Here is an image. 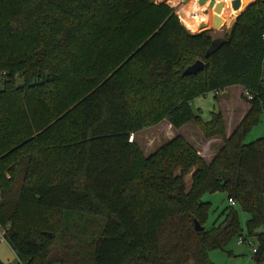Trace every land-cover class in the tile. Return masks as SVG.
<instances>
[{
	"label": "trees",
	"instance_id": "16d2710c",
	"mask_svg": "<svg viewBox=\"0 0 264 264\" xmlns=\"http://www.w3.org/2000/svg\"><path fill=\"white\" fill-rule=\"evenodd\" d=\"M263 36L264 0L209 57L210 29L151 0H0V225L16 264H212L241 237L264 264V137L244 144L264 112ZM231 87L252 99L227 137L190 103ZM164 120L221 146L206 163L178 135L144 157L129 137ZM216 192L243 229L235 208L203 227Z\"/></svg>",
	"mask_w": 264,
	"mask_h": 264
},
{
	"label": "rangeland",
	"instance_id": "374dc122",
	"mask_svg": "<svg viewBox=\"0 0 264 264\" xmlns=\"http://www.w3.org/2000/svg\"><path fill=\"white\" fill-rule=\"evenodd\" d=\"M191 1L192 0H178L177 4L174 6L168 4L165 0H151L154 5L166 6L168 9L173 11L175 16L177 15L178 17L180 7L185 6ZM218 2L219 0H200L198 4L200 6H206V10L203 11L201 15L205 16L213 13V8ZM179 23L181 24L183 29L190 34H196L203 30L210 29L212 31V39L222 37L223 33L228 32L227 27L229 26L224 25V27L220 30H215L211 27L212 20H210L207 23L200 24L197 29H188L180 20ZM220 26L223 25L221 24ZM237 88L240 87H231L229 96L226 97H223L219 93H208L204 96L197 97L190 103L191 110L194 114H198L203 122L210 121L213 113H221V117L225 124V135L228 137L247 114V103L243 94L244 91L241 88L242 92L240 96L239 89ZM242 103H244L245 105L243 106ZM163 125L161 124L157 128L143 131L134 138V143L137 144V146L139 145L138 147L140 149V152L144 157H148L156 149L178 135L186 140L206 163H209L211 161V159L221 146V142L219 139L217 140L215 138L205 140V138L202 137V135L192 122L185 124L178 131L170 129V131L168 130L166 132H160V129H162ZM263 137L264 112L261 113L258 123L245 135L244 144H249ZM184 181L186 184V188H189L190 177L187 176ZM201 201L202 203H205L207 205V215L203 226L206 230H209L213 226L221 223V213L226 208L236 209L241 229H243V224L247 220V215L241 213L237 206L230 207L224 193H206L202 196ZM251 244L252 245L248 248L247 244L238 245L234 240L230 242L229 245L226 246L223 250L210 251L208 253V258L212 264H254L251 258V249L254 247L253 241H251ZM0 261L3 264L17 263L15 254L7 244L0 245Z\"/></svg>",
	"mask_w": 264,
	"mask_h": 264
},
{
	"label": "bare ground",
	"instance_id": "6f19581e",
	"mask_svg": "<svg viewBox=\"0 0 264 264\" xmlns=\"http://www.w3.org/2000/svg\"><path fill=\"white\" fill-rule=\"evenodd\" d=\"M170 5H176L178 0H165ZM224 5L222 8V12L217 15L218 21L217 24L220 26L221 24L230 25L235 17L243 10V7H240L238 11H233L230 8L229 1L231 0H223ZM206 10V6L200 7L198 6V0H192L185 6L180 7L179 9V18L180 21L185 25L188 29H197L200 24L207 23L212 20L213 13L208 15H201L203 11ZM212 25V24H211Z\"/></svg>",
	"mask_w": 264,
	"mask_h": 264
},
{
	"label": "water",
	"instance_id": "95a60500",
	"mask_svg": "<svg viewBox=\"0 0 264 264\" xmlns=\"http://www.w3.org/2000/svg\"><path fill=\"white\" fill-rule=\"evenodd\" d=\"M261 1H263V0H231V1H229V5L233 11H238V9L240 7H243V10L238 14V16H239L241 13L246 11L250 6L254 5L255 3L261 2ZM223 5H224V1L219 0V2L213 8V14L214 15L212 16L211 27L215 30H220L221 28L224 27V26H219L217 24V21H218L217 15H219L222 12ZM238 16L227 27L228 32L231 31V29H232L236 19L238 18ZM201 28H203V27H201ZM224 42H225L224 39L220 38V37L213 39L210 43L209 48L207 49V51L205 53V57H209L210 55L214 54L217 50H219V48L224 44ZM203 68H204V64L201 61H196L193 65L187 67L183 71L182 75L183 76L195 75L196 73L202 71ZM193 224H194V230L196 232H202L204 230V228L200 227V225L195 220H193Z\"/></svg>",
	"mask_w": 264,
	"mask_h": 264
},
{
	"label": "built area",
	"instance_id": "2783aa9c",
	"mask_svg": "<svg viewBox=\"0 0 264 264\" xmlns=\"http://www.w3.org/2000/svg\"><path fill=\"white\" fill-rule=\"evenodd\" d=\"M178 15H179V13H178ZM179 20H180V18H179ZM262 40L264 41V36L262 37ZM243 94H244L246 101H250L252 99V95L250 93L244 92ZM129 142H132V136L129 137ZM228 204L230 207L236 206V204L232 200H228ZM6 231H7V228H3L0 225V245L7 244V241L5 238ZM236 242L238 245L247 244L248 248L251 246V243L249 241L244 240V237L239 238ZM251 252L252 253L254 252L253 248L251 249Z\"/></svg>",
	"mask_w": 264,
	"mask_h": 264
},
{
	"label": "crops",
	"instance_id": "0c3cea01",
	"mask_svg": "<svg viewBox=\"0 0 264 264\" xmlns=\"http://www.w3.org/2000/svg\"><path fill=\"white\" fill-rule=\"evenodd\" d=\"M200 1V0H199ZM198 1V2H199ZM198 6H200L199 4H198ZM200 7H204V6H200ZM230 89L231 88H226V89H224V90H222V91H220V92H218L219 94H221L223 97H226V96H229V91H230ZM237 89H239V92H240V96H241V92H242V90H241V88H237ZM217 93V94H218ZM242 105L244 106L245 104L244 103H242ZM247 105V104H246ZM248 110H249V106L247 105V107H246V111L248 112ZM221 114V113H220ZM163 125V124H165V125H163V127H162V129H160V132H166V131H170V129H172V127L170 126V124L166 121V120H164V121H162V122H160L158 125H156V126H153V127H150V128H148V129H145V130H142V131H139V132H137V133H135V134H132L131 136H132V142H134V138L135 137H137V135L138 134H140L141 132H143V131H146V130H149V129H153V128H157L158 126H160V125ZM180 129V128H179ZM178 129V130H179ZM173 130V129H172ZM177 130V131H178ZM175 131V130H174ZM139 146V145H138Z\"/></svg>",
	"mask_w": 264,
	"mask_h": 264
}]
</instances>
